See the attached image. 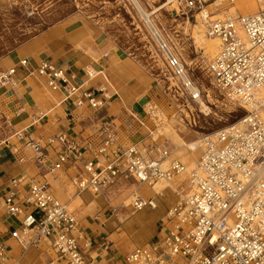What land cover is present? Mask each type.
Listing matches in <instances>:
<instances>
[{
	"label": "built area",
	"instance_id": "1",
	"mask_svg": "<svg viewBox=\"0 0 264 264\" xmlns=\"http://www.w3.org/2000/svg\"><path fill=\"white\" fill-rule=\"evenodd\" d=\"M166 1L174 4L171 10L175 15L186 20H197L205 9L209 15L220 11L219 0ZM204 23L207 36L220 41L207 72L220 93L244 114L202 137L201 152L188 172L186 189L167 209L158 235L128 252L120 264H264V9L251 15L225 10ZM157 47L169 74L184 90L175 82V91L196 102L200 89L190 79L184 63L163 40ZM20 65L26 66L27 60H21ZM14 72L15 68L0 72V86L8 84ZM33 72L45 77L50 89H61L65 98L75 96V107L85 102L96 110L103 106V99L94 91L72 83L62 67L47 59L41 60ZM84 74L86 80H92L102 72L87 67ZM98 90L103 92L104 88ZM54 141L64 149L49 172L60 169L70 159L79 162L82 174L74 177L72 184L79 192L88 191L94 196L104 194L120 178L152 186L169 182L185 170L176 160L164 164L168 159L166 150L135 144L120 146L109 123H103L93 139L81 143L69 142L65 135ZM24 146L36 154L41 152L39 142L25 141ZM24 181V177L13 178L2 200L7 215L21 216L18 227L10 230V237L24 246L48 241L55 258L47 264H88L86 253L92 242L80 243V235L75 234L79 233L75 216L54 196L46 181H29L27 193L19 202L17 187ZM130 207L139 211L155 208V203L134 193ZM0 264H7L6 248L1 242Z\"/></svg>",
	"mask_w": 264,
	"mask_h": 264
},
{
	"label": "crops",
	"instance_id": "2",
	"mask_svg": "<svg viewBox=\"0 0 264 264\" xmlns=\"http://www.w3.org/2000/svg\"><path fill=\"white\" fill-rule=\"evenodd\" d=\"M5 1L0 0V7ZM23 59L27 60L26 66L20 65ZM43 59L62 67L71 77L72 83L89 87L98 98L103 99L100 110L91 108L86 102L75 107V96L65 98L61 89H50L47 79L33 72ZM87 67L101 71L102 74L92 80H86L84 69ZM10 68H15L10 82L0 86V242L6 248V263L47 264L55 258L48 241L41 240L36 244L24 246L9 235L10 230L18 227L21 216L7 215L2 200L10 189L11 180L17 177L25 178V181L18 185L16 193L21 203L27 193L29 181H46L49 184L54 196L75 216L79 232L75 234L80 235V243L83 240L92 242L91 249L86 253L88 264H104L99 258L103 256L104 259L107 254H111L110 260L121 263L123 257L132 249L151 242L145 240L137 243L133 239L135 233L125 228L129 218L124 222L123 207L116 212L120 201L116 202L115 197L110 200L112 191L119 193L134 181L120 178L102 194L104 200L88 191L79 192L72 184V179L82 174L79 162L72 163L70 159L60 169L49 172V168L57 161L58 154L64 149L63 145L51 140L65 135L67 141L81 143L85 139H93L98 128L103 123H109L120 146L135 144L166 150L168 159L164 164L176 160L185 167L188 176L189 170L194 166L187 169L189 162L183 161L184 155L175 153V150H180V140L170 132L165 133L164 128L156 123L147 110L146 105L152 98L149 76L142 72L135 60L128 58L121 49L115 47L99 27L72 17L45 26L0 54V72ZM100 87L104 88L103 92L98 90ZM79 95L78 93L76 96ZM180 134L185 141L196 138L184 132ZM18 135H21L22 139H19ZM25 141L39 142L41 152L36 154L30 147L24 146ZM199 152L184 158L196 162ZM178 176L171 180L177 179ZM187 176L181 184L185 188ZM167 193L172 196L168 199L167 207L159 216L153 218V233H149L153 239L158 235V227L167 209L175 201L174 196L178 194L166 188L162 196ZM135 194L144 199L140 194ZM155 195L145 199H153L155 208H145H158ZM77 197L82 203L76 204ZM104 202H107L108 206L103 215L107 212L109 216L98 217L96 215L101 212ZM70 203L76 205L73 207ZM137 212L131 210L129 217ZM96 220L108 221V225L103 226L101 221ZM113 234H121L124 238L113 242ZM104 239H109V246ZM117 254L120 255L119 258L116 257Z\"/></svg>",
	"mask_w": 264,
	"mask_h": 264
},
{
	"label": "rangeland",
	"instance_id": "3",
	"mask_svg": "<svg viewBox=\"0 0 264 264\" xmlns=\"http://www.w3.org/2000/svg\"><path fill=\"white\" fill-rule=\"evenodd\" d=\"M137 1L147 12H152L158 8L152 14V18L164 36L170 39L174 37L178 40L184 55L177 54L173 48L171 50L184 63L190 79L199 86L200 98L208 108H200L196 102L175 91L174 83L176 80L169 74L165 62L162 65V62L160 63L158 60L157 54H160L164 61L162 53L158 50L156 40L150 34L131 0H6L0 7V54L5 53L45 26L69 17L76 18L99 27L111 39L115 47L121 49L128 58L137 62L142 72L148 75L149 81H151L152 98L149 104L157 106L168 118H171L172 114L175 113L184 117L188 128L191 130L190 134L194 137L202 138L205 134L215 132L238 120L244 114V110L220 93L207 72L211 60L199 48L192 33V27L197 22L190 19L187 23L184 16L175 15L174 11L171 10V5H164L166 0ZM238 13L240 14V11ZM168 38H164L168 46L170 48L175 46L173 39H171V43ZM176 84L182 89L179 82ZM182 91L184 92L183 89ZM186 112L190 113L189 118H185ZM154 118L159 126H164L159 121L161 119L159 115ZM199 151L201 152V147ZM113 192L111 201L114 199ZM179 195L174 196V203L178 200ZM98 196L97 198L104 200L102 194ZM171 197L169 193L162 197L156 194L155 198H157L158 203L156 210L144 207L143 210L132 214L130 217L129 213L132 208L130 206L122 208L124 222L129 218L125 228L135 233L133 239L137 243L145 240L152 241L153 238L149 233H153V218L163 212L167 207L168 199ZM106 206L108 203L104 202V205L101 206V212L96 216H109L107 212L106 215H103ZM120 206L121 204L116 206L117 213L121 208ZM96 221H101L103 226L108 225V221ZM103 241L107 242L106 245L109 246V239ZM103 253L105 255V252ZM109 256L111 254H107L104 259L103 256L99 259L104 264H120L119 261L110 260ZM116 257L119 258L120 255L117 254Z\"/></svg>",
	"mask_w": 264,
	"mask_h": 264
},
{
	"label": "bare ground",
	"instance_id": "4",
	"mask_svg": "<svg viewBox=\"0 0 264 264\" xmlns=\"http://www.w3.org/2000/svg\"><path fill=\"white\" fill-rule=\"evenodd\" d=\"M134 7L136 8L137 12L139 13L140 17L144 21L146 27L148 28L150 34L152 37L156 40V42H160L165 40L164 38H168L167 36H164L163 32L157 27L155 24L152 14L155 13L158 8L154 9L152 12H147L137 0H131ZM169 1H166L164 5H167ZM219 10L218 12H215L213 15H209L207 9H205L203 12H201L198 15L197 20H194L197 22V24H194L192 27V33L195 37L196 43L199 45V48L203 50L204 54L208 55L210 60L214 58V56L217 54L220 41L219 39H216L214 37H209L206 34V27H205V20L206 19H214L216 16L221 15L224 13L225 10H228V13L231 14H238V15H251L254 13H257L259 10L264 9V0H234L232 3L229 2L228 0H219ZM174 5V4H171ZM221 5V6H220ZM240 11V14L238 13ZM202 17V19L200 18ZM189 20H187V23ZM188 25V24H187ZM169 41L171 42L173 39V47H169L168 44L167 46L171 50H173L179 54V55H184L182 52V48H180V44L178 43V40L176 38H168ZM165 42V41H164ZM172 43V42H171ZM172 51V50H171ZM158 60L160 63L162 62V65H164V61L161 58L160 54H157ZM196 91V90H194ZM232 102V101H231ZM196 103L200 105V108H208L203 100L200 97H197ZM147 109L150 111L151 115L153 117H159V121L163 123V128L164 132H170L172 135L175 136L176 139L180 140V150L177 149L175 150V153L179 156L184 155V157H192L193 155H196L197 152L199 151L202 143V138L198 137L196 139H192L189 141H185L183 137L181 136V132H184L186 135H190L191 130L188 128L186 121L184 117H181L180 115L173 114L171 118L166 117L163 115V113L160 111L157 106L147 104ZM230 106V105H227ZM192 109H194L192 107ZM190 117V113L186 112L185 118ZM183 157L184 162H189V165L186 167L189 169L190 167L195 166V161L193 160H188ZM187 176V171H183L182 173L179 174L177 179L171 180L169 182L163 183V182H158L152 186H149L145 183H130L129 186H125L119 193L117 191L114 193L115 201L119 202L121 204L120 207H129L130 206V199L131 196L134 193L140 194L144 199L147 197L158 193L159 195H163L166 188H170L172 191L177 192L178 194H181L183 190H185V186H181L183 179ZM181 186V189L179 187ZM76 204L80 203L81 200L80 198H76ZM82 203V202H81ZM76 204H69L72 205L73 207ZM118 204V203H117ZM80 205V204H79ZM121 219V218H120ZM124 237L121 234H113L111 235V240L113 242L122 240Z\"/></svg>",
	"mask_w": 264,
	"mask_h": 264
}]
</instances>
